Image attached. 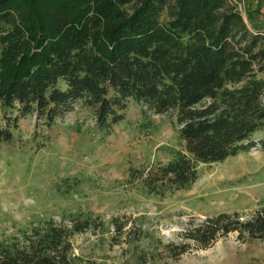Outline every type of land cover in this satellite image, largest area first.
Masks as SVG:
<instances>
[{"label":"trees","instance_id":"trees-1","mask_svg":"<svg viewBox=\"0 0 264 264\" xmlns=\"http://www.w3.org/2000/svg\"><path fill=\"white\" fill-rule=\"evenodd\" d=\"M0 47V106L16 118L50 123L81 101L108 130L128 99L172 114L182 146L140 173L149 194L188 189L199 164L264 149L251 140L264 128V31L229 0H0ZM89 221L43 219L0 238V264H77L71 239ZM233 232L263 238L264 203L244 220L207 216L166 249L175 257Z\"/></svg>","mask_w":264,"mask_h":264},{"label":"rangeland","instance_id":"rangeland-1","mask_svg":"<svg viewBox=\"0 0 264 264\" xmlns=\"http://www.w3.org/2000/svg\"><path fill=\"white\" fill-rule=\"evenodd\" d=\"M229 1L251 32L264 31L247 19L264 26V0ZM259 76L264 79V70ZM120 112L123 118L105 130L81 101L50 123L36 114L16 118L14 108L0 106V238L43 219L69 225L72 216L89 217L71 239L77 264H264V237L237 232L205 249L190 242L175 257L166 249L207 216L237 212L244 220L264 203V149L256 145L199 164L188 189L158 197L147 193L139 175L181 148L174 116L133 99ZM7 131L11 138L4 140ZM252 136L262 142L264 128Z\"/></svg>","mask_w":264,"mask_h":264},{"label":"built area","instance_id":"built-area-1","mask_svg":"<svg viewBox=\"0 0 264 264\" xmlns=\"http://www.w3.org/2000/svg\"><path fill=\"white\" fill-rule=\"evenodd\" d=\"M257 146L259 147V145L257 144ZM253 148V147H252Z\"/></svg>","mask_w":264,"mask_h":264}]
</instances>
